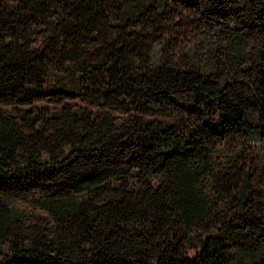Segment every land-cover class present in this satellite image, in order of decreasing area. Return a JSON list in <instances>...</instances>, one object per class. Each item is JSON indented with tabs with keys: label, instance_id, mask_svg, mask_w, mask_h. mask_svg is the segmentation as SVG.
Listing matches in <instances>:
<instances>
[{
	"label": "trees",
	"instance_id": "1",
	"mask_svg": "<svg viewBox=\"0 0 264 264\" xmlns=\"http://www.w3.org/2000/svg\"><path fill=\"white\" fill-rule=\"evenodd\" d=\"M0 264H264V0H0Z\"/></svg>",
	"mask_w": 264,
	"mask_h": 264
}]
</instances>
